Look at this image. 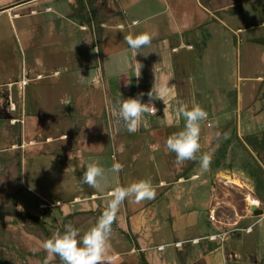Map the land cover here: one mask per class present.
Listing matches in <instances>:
<instances>
[{
	"label": "rangeland",
	"instance_id": "374dc122",
	"mask_svg": "<svg viewBox=\"0 0 264 264\" xmlns=\"http://www.w3.org/2000/svg\"><path fill=\"white\" fill-rule=\"evenodd\" d=\"M78 1L32 0L11 7L16 0H0V197L13 188L12 182L19 184L20 158L24 149L22 133L26 123L24 103L58 99L59 90L51 85L76 80L70 72L63 73L62 68L66 61H77V50L86 49L88 57L96 59L95 44L99 43L96 28L100 21L112 23L122 20L124 24H130L123 30L108 28L101 44L103 49L129 48L124 41L125 36L129 33L135 36L138 31H143V27L152 31L164 23L169 11L164 0H81L91 17L90 24H82L79 18L71 16L76 13ZM142 1L153 5L145 12L153 14L162 5L161 9H166L165 14L142 20L143 15L139 16L142 11L138 8ZM179 1L184 5L186 22H190L191 28L184 33L188 44L185 42L173 54L178 101L188 108L199 105L208 113L207 119L201 121L199 142L200 153H209L212 162L204 171L198 160L177 162L175 153L169 152L166 145L153 149L145 144L143 155L150 159L126 165L121 175L124 186L148 180L155 191L162 190L158 185L160 180L172 183L163 187L170 190L165 206H172L171 211L166 208L168 217L165 223L157 230L141 225L151 243L206 234L201 243L212 249L209 258L214 263L230 264L233 259L225 245L232 239L231 229L236 226L232 224L245 213H252L246 196L256 198L258 206L264 210V188L258 192L255 190L254 180L245 168L246 161H251V154L264 170V146L259 150V159L245 142L246 136L264 131V0ZM127 6L131 7L128 13H134L138 23L131 24L133 17L130 15H127V21L123 19L122 13ZM159 40H152L151 45L159 43ZM23 79H27V84L19 90L18 82ZM12 102L15 106L11 105ZM69 108L74 107L65 106L61 111L65 118L61 128L64 131L74 120V113ZM172 115L169 112V121ZM166 130L171 133L170 128ZM31 137L41 138L38 131ZM28 138L25 135V139ZM149 138L146 134L142 140ZM162 151L166 152L163 154ZM162 156H165L164 161L171 162L163 164L168 166L165 169L160 164ZM179 177L186 179L180 182L177 181ZM152 200L133 205L125 203L127 216L139 215L140 208L144 211V206H150ZM150 211L153 210L144 212L145 216ZM210 211L223 225L222 230L227 231L225 242L220 238L210 240L207 237L218 231L207 227ZM102 212L97 209L75 213L69 219L43 216V221L51 234L57 229L63 231V225L70 222L81 230L82 235ZM10 224L9 229L6 222L2 232L0 230L2 245L6 240L10 242L12 252L18 253L15 245L29 241L33 245L30 264H43L46 253L33 251L39 248L42 237L25 230L19 223ZM242 224L243 220L237 226ZM112 227L108 252L112 264H140L142 251L138 249V240L130 227L124 225L122 230L116 221ZM23 232L30 238L23 237ZM167 249L171 246L168 245ZM53 262L58 264L55 260ZM195 264L203 262L198 260Z\"/></svg>",
	"mask_w": 264,
	"mask_h": 264
},
{
	"label": "crops",
	"instance_id": "0c3cea01",
	"mask_svg": "<svg viewBox=\"0 0 264 264\" xmlns=\"http://www.w3.org/2000/svg\"><path fill=\"white\" fill-rule=\"evenodd\" d=\"M164 1V6L169 10L164 23L157 25L152 31L147 29L145 31L143 27L142 32H137V34L155 33L153 40L160 39L159 43L142 47L138 53L126 46L114 50L103 49L101 44L108 28L123 30L130 24H124L122 20H114L112 23L100 21L96 28L99 39V43L95 44L96 59L92 60L88 57L86 49L77 50V61H66L62 68L63 73L70 72L76 80L60 82L55 84L56 86L51 85L59 90V98L24 103L26 123L24 122L22 133L24 149L20 158V180L18 185L12 182L13 188L8 191L14 194L13 200L18 210L34 214L42 221L43 216H53L57 219L75 213L97 211V209L104 211L111 199L112 189L124 186L121 172H113L112 166L120 163L125 168L126 165L137 163L139 160L150 159L143 155L145 144L148 148H159L161 144L166 145L170 135L183 130L184 120L178 115L181 105L178 101L179 92L173 54L178 52L182 44L184 45L185 42L188 44L184 33L191 26L190 22H186L184 5L181 1ZM141 3L143 4H139L138 8L142 11L139 15H143L142 20L152 15L165 14L166 9H161L162 5L156 9L157 11L153 10L155 11L153 14H149L145 11L149 6H153L152 3L145 1ZM130 8L124 7L123 19L126 20L127 15H130L133 17L131 24H136L138 22L134 18L136 15L132 12L128 13ZM176 41L179 43L176 44ZM139 70L140 76L137 77ZM128 81L130 83H126ZM154 83L158 87L167 88L164 102L156 99L155 113L144 114L138 131L128 133L119 120L120 103L124 99L137 98L141 92L145 93L142 102L147 103L149 101L147 92L152 89ZM11 105L15 106V103L12 102ZM65 106L74 107L69 108V111L74 113L72 116L74 120L72 119L73 122L64 131L61 128L65 118L61 111ZM169 112L173 114L171 121H169ZM181 122L183 125H179ZM166 128H170L171 133L166 132ZM35 131L39 132L40 139L31 137ZM146 134L150 136L149 140H142ZM25 135L29 136L27 140ZM165 152L162 151L163 154ZM164 157L162 156L160 162L162 169L168 167L163 164L171 163L164 161ZM94 161L105 169L106 186L103 191L81 182L86 165ZM185 179L179 177L177 181L181 182ZM171 184L160 180L158 185L162 190L156 191L151 205L144 206V211L140 208L139 215L134 214L130 218L125 212V203L133 205L136 202L133 198L126 199L117 213L116 222L119 227L122 230L124 225L126 228L130 227L138 240V249L143 252L150 264H195L198 260L203 264H221L218 261L214 263L209 258L212 249L209 250L207 245L201 243V240L206 238V234L177 237L170 242L151 243L148 233L141 230L143 224L145 227L148 226V229L150 227L157 230L165 223L168 217L167 211H171L172 206L170 207V204L165 206L164 201L170 190L164 188ZM137 206L133 208L138 210ZM257 207L260 208L258 205ZM147 210L153 211L145 216L144 212ZM236 220L232 224L236 225L231 229L232 239H229V243L225 245L228 255L232 256L231 263L264 264V210L262 215L245 213L242 218ZM241 220H243L242 226H237ZM207 221L208 229L216 228L218 233L224 231L223 225L210 222L208 217ZM10 222L12 223L11 219L7 220L8 229L12 226ZM23 233V237L30 238L27 233ZM196 238L199 241L193 242L192 240ZM180 241L182 242L180 246L174 245ZM222 242H225V237ZM168 245L171 246L169 250ZM32 246L29 241L21 245L17 244L15 247L18 253H14L10 242L5 240L3 245H0V264H30ZM160 246L163 247L160 249ZM54 260L50 264H54Z\"/></svg>",
	"mask_w": 264,
	"mask_h": 264
},
{
	"label": "clouds",
	"instance_id": "9594fccd",
	"mask_svg": "<svg viewBox=\"0 0 264 264\" xmlns=\"http://www.w3.org/2000/svg\"><path fill=\"white\" fill-rule=\"evenodd\" d=\"M155 36V33L143 32L135 36H125L124 41L138 53L142 47L150 46ZM136 76H140V70ZM126 83H130V81ZM166 94V87H158L154 83L152 89L147 92L149 97L147 103L142 102V97L145 95L143 92L139 93L137 98L122 100L118 116L125 130L128 133L138 131L142 116L156 108L154 105L156 99L164 102ZM178 115L183 118L184 127L183 130L173 133L167 138V150L175 153L177 162L198 160L201 169L207 171L211 165L212 156L207 152L200 153L199 141L201 121L207 119L208 113L199 105L188 108L182 104L178 109ZM123 167L122 164L115 163L112 166V171L119 173ZM81 182L98 191H103L106 186L104 167L95 161L88 163ZM155 196V188L148 180L135 181L126 187L117 186L112 189L111 199L104 211L94 225L84 231L82 235L81 230L69 222L63 225V231L57 229L51 237L40 241L39 248L33 251L43 250L46 253L43 264H50L56 257L59 258L60 264H112L108 252L113 231L112 226L117 219L120 206L129 198H133L135 202L139 203L144 200H152Z\"/></svg>",
	"mask_w": 264,
	"mask_h": 264
},
{
	"label": "trees",
	"instance_id": "16d2710c",
	"mask_svg": "<svg viewBox=\"0 0 264 264\" xmlns=\"http://www.w3.org/2000/svg\"><path fill=\"white\" fill-rule=\"evenodd\" d=\"M17 2L23 0H16ZM238 2L240 0H237ZM71 16L79 18L82 24H90V16L89 10L87 6L84 4L83 1H78V6L76 9L75 15L72 14ZM245 142L248 146L257 153V158L261 159L259 150L261 147L264 146V131L258 134H254L251 136L245 137ZM251 161H246L245 168H247L250 177L254 180V187L255 190L258 192L260 189L264 188V170L263 168L257 163V160L250 154ZM1 190V187H0ZM1 193V192H0ZM259 194V193H258ZM14 194L12 192H8L6 194L1 195L0 199V230L2 232V227L7 222V220H12L14 223H19L22 227L31 232L35 235H40L42 239L51 237V232L44 224V222L36 215L30 214L28 212L20 211L16 208L15 202L13 200ZM258 197L262 199L261 195L259 194ZM72 215L65 216L63 219H69ZM1 233H0V245L1 243ZM140 264H150L146 257L144 256L143 252L140 253ZM55 261L60 264V260L58 257L55 258Z\"/></svg>",
	"mask_w": 264,
	"mask_h": 264
},
{
	"label": "built area",
	"instance_id": "2783aa9c",
	"mask_svg": "<svg viewBox=\"0 0 264 264\" xmlns=\"http://www.w3.org/2000/svg\"><path fill=\"white\" fill-rule=\"evenodd\" d=\"M26 84H27V79H23V80L19 81V82H18V89H19V90H22L23 87H24ZM149 113H155V109L152 110V111H150ZM11 121L14 122L15 119H12ZM208 124H209V123H208ZM208 219H209L210 222H212V223H219V224H221V222L217 220L215 213L212 212V211L209 212V214H208ZM226 234H227L226 231H220L219 233L217 232V233H214V234H210V235H208L207 237H208V239H210V240H216L217 238H220V240L223 241V240H224V236H225ZM192 241H193V242H197V241H199V239L196 238V239H193ZM181 244H182L181 241H180V242H176V243H174V245H176V246H180ZM162 247H163V246H160L159 248L161 249Z\"/></svg>",
	"mask_w": 264,
	"mask_h": 264
},
{
	"label": "water",
	"instance_id": "95a60500",
	"mask_svg": "<svg viewBox=\"0 0 264 264\" xmlns=\"http://www.w3.org/2000/svg\"><path fill=\"white\" fill-rule=\"evenodd\" d=\"M29 1H32V0H23L20 2H16L11 7H15V6L21 5V4L29 2ZM249 210L252 212L253 215H262L263 214V209L258 208L257 205H255V204L250 205Z\"/></svg>",
	"mask_w": 264,
	"mask_h": 264
},
{
	"label": "bare ground",
	"instance_id": "6f19581e",
	"mask_svg": "<svg viewBox=\"0 0 264 264\" xmlns=\"http://www.w3.org/2000/svg\"><path fill=\"white\" fill-rule=\"evenodd\" d=\"M246 200H247L248 204H250V205H253V204L259 205L258 200L252 196H249V195L246 196Z\"/></svg>",
	"mask_w": 264,
	"mask_h": 264
}]
</instances>
